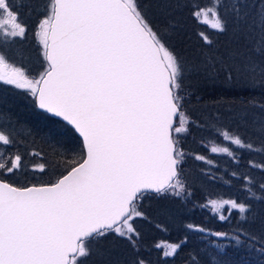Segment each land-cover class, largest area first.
Segmentation results:
<instances>
[{"label":"snow or ice","instance_id":"6c2138e0","mask_svg":"<svg viewBox=\"0 0 264 264\" xmlns=\"http://www.w3.org/2000/svg\"><path fill=\"white\" fill-rule=\"evenodd\" d=\"M16 7L13 0H0V45L27 31ZM249 7L246 0H209L204 7L194 4L193 16L224 32L230 15L249 50L206 63L229 81L264 86V0L252 5V12ZM34 35L40 45L38 70L12 66L0 52V83L72 125L84 151L55 182L16 186L0 179V264H86L93 245L110 234L136 246L132 221L142 215L138 206L150 192L183 188L177 138L194 123L182 111L186 68L163 34L153 30L139 0H44ZM201 38L211 44L206 35ZM232 142L253 147L239 137ZM13 143L0 131V176L23 167L21 155L5 154ZM211 151L232 154L227 147ZM33 169L46 173L48 165L42 161ZM209 204L216 212L225 205L248 210L234 200ZM169 247L166 256L179 245Z\"/></svg>","mask_w":264,"mask_h":264},{"label":"trees","instance_id":"16d2710c","mask_svg":"<svg viewBox=\"0 0 264 264\" xmlns=\"http://www.w3.org/2000/svg\"><path fill=\"white\" fill-rule=\"evenodd\" d=\"M258 2L246 0L248 10L254 11L251 6ZM139 4L153 30L163 34L166 45L186 68L182 111L194 123L188 125L189 131L184 136L177 138V148L183 153L178 176L183 188L177 187L163 195H147L143 199L138 206L142 215L132 221L138 233L135 247L127 239L110 234L93 245L86 264H137V261L144 264H213L214 261L264 264V189L261 188L264 152L259 151L264 148V86L250 87L243 81H229L222 72H213L206 63L209 58L215 62V58L245 53L249 50L248 42L231 26L230 15L229 27L224 32L212 30L210 25L194 18L193 5L204 7L209 0H139ZM19 13L22 20L24 11L19 10ZM201 34L209 38L210 45ZM20 46L15 44L14 49ZM4 109V113L10 112L6 106ZM16 109L13 107L10 114L0 116L10 120V126L18 128L20 125L26 127V131L43 130L40 131L48 141L38 142L40 137L34 140L35 134H32L29 138L33 141L29 140L31 143L18 152L26 172L23 178L0 176V179L16 186L55 182L61 173L80 160L84 151L82 141L63 122L34 108L27 112V121L23 111L14 114ZM225 132L228 138L223 135ZM236 137L253 147L235 145L232 141ZM59 140L70 142L61 144ZM205 144L227 147L232 154H212ZM5 154L15 155L9 147ZM42 161L48 165L45 176L33 177V165ZM227 199L244 203L248 209L234 214L228 225L206 211L209 201ZM160 244L179 245L177 255L166 258L157 247ZM221 250L226 255H219ZM105 254L107 256H103Z\"/></svg>","mask_w":264,"mask_h":264},{"label":"rangeland","instance_id":"374dc122","mask_svg":"<svg viewBox=\"0 0 264 264\" xmlns=\"http://www.w3.org/2000/svg\"><path fill=\"white\" fill-rule=\"evenodd\" d=\"M13 3L15 5H17L16 11H18V12H19V10L24 11L25 17H23V19L21 20V16H20L19 19L23 24H25V21H26L25 25L27 26V31H26L24 37H22V38L16 37V38L12 39L11 42H9L7 44L0 45V52H2L5 55L6 61L10 65L15 66V67H22L25 70H28L30 73H35L38 70L39 65H40L41 54H40V45L38 44V38L34 35V30L36 29L37 22L40 19V14L44 10V0H13ZM24 18L25 19L27 18V20H24ZM201 19H202V17H201ZM209 19H211V17ZM29 23H30V25L28 26ZM15 44H17L18 46H20V45L21 46L15 50L14 49ZM0 98L2 100V101H0V114L4 113V110H5L4 107L5 106H6L7 110L10 111V112L5 111L4 114H6V115L10 114L11 111H13V107L15 109L18 108V109H16V111H14L15 115L18 113V111H20V113L23 111L25 117L27 116V112H30L31 108H34L38 112L40 111V110H38V108L33 103L32 98H30L28 95L24 94L23 91L16 90L14 87L5 85L3 83H0ZM2 104H5V106H1ZM1 108H3V109H1ZM41 113H43V112H41ZM5 118L6 117L0 116V131H4L5 134L10 135V138L14 141V143L11 146H5L6 148L9 147V149H12L14 154H18L19 149L21 147H23V148L27 147V145H25V144L31 143V142H29V140H30L29 137L32 134H35V135H33V136H35V137H33L34 140H36L38 137H40V139L37 140L38 142L45 141V140L48 141L46 135H43L41 132L43 130L40 129L41 130L40 131L39 129L34 128L33 130L26 131V129H25L26 127H24V128L19 127L20 125L18 126V128L14 127L15 125L10 126V120H7ZM25 120L28 121L27 117ZM184 134L185 133H181L179 135L184 136ZM62 136H64V135H62ZM59 141L61 144L70 142L68 140H59ZM35 143H37V142H35ZM205 147L208 148L209 150H211V148H212L210 145H206V144H205ZM72 149H73V147H72ZM78 150L79 149L77 148V151ZM29 151H31V150H29ZM28 152H27V154H28ZM211 153L213 154L212 151H211ZM28 156H29V154H28ZM35 157H36V155H35ZM75 161H77V160H75ZM32 171H33V175H34L33 177L42 178L43 176H45L44 173H40L39 171H35L34 169ZM25 173L26 172L22 167V169L20 171L16 172L14 175H8V176L14 177L16 180H19L20 178H23V175ZM47 175H50V172ZM3 177L6 178V176H3ZM206 211L211 216H213L215 219L217 218L219 222H221L223 224H227V225L233 221L234 214L239 213L238 209H231L229 205H225L223 209H221L219 212H216L211 208V205L209 203H208V206L206 208ZM220 215H224L226 218L224 220H221L219 218ZM122 239H125V238H122ZM160 245H162V247H159V250L161 249L163 253H165L166 251H170V247H169L170 245H167V244H160ZM176 253L174 255H171V256L165 255V257L168 259L174 258L177 255ZM114 255L113 256L110 255V257H114ZM103 256H107V255L105 254Z\"/></svg>","mask_w":264,"mask_h":264},{"label":"water","instance_id":"95a60500","mask_svg":"<svg viewBox=\"0 0 264 264\" xmlns=\"http://www.w3.org/2000/svg\"><path fill=\"white\" fill-rule=\"evenodd\" d=\"M38 110H40V109H38ZM40 111L43 112L44 114L48 115L50 118L52 117V118H54L60 122H63L64 124H66L71 130L75 131L77 137L80 139V141H82V137L79 135V133L74 129V127L72 125H70L67 121H64L62 117H57L54 114L47 113L44 110H40ZM82 144H83V142H82ZM148 195H158V194H156L154 192H150Z\"/></svg>","mask_w":264,"mask_h":264}]
</instances>
